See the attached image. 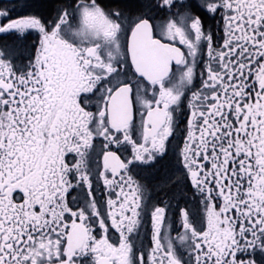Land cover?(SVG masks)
Here are the masks:
<instances>
[{
  "label": "snow or ice",
  "instance_id": "1",
  "mask_svg": "<svg viewBox=\"0 0 264 264\" xmlns=\"http://www.w3.org/2000/svg\"><path fill=\"white\" fill-rule=\"evenodd\" d=\"M0 264H264V0H0Z\"/></svg>",
  "mask_w": 264,
  "mask_h": 264
},
{
  "label": "flooded vegetation",
  "instance_id": "2",
  "mask_svg": "<svg viewBox=\"0 0 264 264\" xmlns=\"http://www.w3.org/2000/svg\"><path fill=\"white\" fill-rule=\"evenodd\" d=\"M34 38H35V37L33 36L32 38H30V39H29V41H28V42L30 43V42H31V39H34Z\"/></svg>",
  "mask_w": 264,
  "mask_h": 264
}]
</instances>
